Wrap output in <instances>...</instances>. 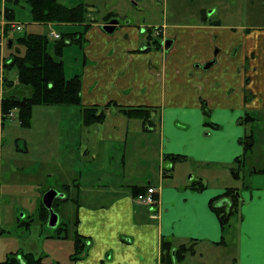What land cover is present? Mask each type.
Returning <instances> with one entry per match:
<instances>
[{
  "label": "crops",
  "instance_id": "1",
  "mask_svg": "<svg viewBox=\"0 0 264 264\" xmlns=\"http://www.w3.org/2000/svg\"><path fill=\"white\" fill-rule=\"evenodd\" d=\"M217 12L153 25L161 28L165 41H173L169 51L146 50V29L130 21L120 22L112 35L103 30L107 23L93 24L86 33L80 58L83 105L158 108L160 170L158 188L151 181L141 184L147 172L141 169L124 185L99 190L94 184L84 191L82 204L75 200L76 232L87 243L77 264H162L163 240L174 249L194 248L185 264H264V173L259 172L264 169V142L254 134L264 127V25L220 24ZM58 26L64 33L79 29ZM112 109L117 110L111 106L107 120ZM138 121L140 133L154 134ZM207 121L219 128L205 125ZM94 127L83 124L77 131L90 135ZM248 135L254 147L245 162L255 156L256 167L249 179L243 173L235 179L231 169L243 156L241 140ZM129 154L123 153L122 165ZM166 155L187 160L172 170L164 168L163 174ZM192 169L196 173L189 176ZM198 183L205 189H197ZM147 186L159 192L156 217L133 196V187ZM229 188L239 191L242 205L233 217L236 224L225 230L212 207ZM216 204L223 205V199Z\"/></svg>",
  "mask_w": 264,
  "mask_h": 264
},
{
  "label": "rangeland",
  "instance_id": "2",
  "mask_svg": "<svg viewBox=\"0 0 264 264\" xmlns=\"http://www.w3.org/2000/svg\"><path fill=\"white\" fill-rule=\"evenodd\" d=\"M16 1L0 0V11L3 8L13 10L14 21L20 22L23 26L21 31L6 32L4 37H0V98L3 100L0 106L5 112L13 111L15 115L14 120L7 124L3 132L0 175V264L8 257H17L19 264H24L23 253H31L37 259L42 258L43 264H77L79 261L72 260L77 230L75 200L82 204L85 190L90 192L94 184L98 185L99 190L116 188L127 183L131 176H137L141 169L142 172L147 171L144 183L141 184H148L151 181L153 185L159 187L158 133L161 113L158 111L155 114L154 134L140 133L141 126H138L140 121L128 119L116 109H112L113 113L108 120L106 117L104 129L101 125H95L90 135H84L77 131V128L81 129L83 126V116L74 106H37L33 109L31 126L22 127L18 109H6L8 97L31 95L30 88L20 83L18 71L7 72L6 65L12 63L14 56H23L25 53V48L16 42V37L24 33L43 34L48 36L52 45L60 40L65 28L60 29L58 25L62 24L57 23L44 25L34 23L28 0H19V3ZM57 1L69 8L81 4L87 6L90 11L88 18L95 21L94 24H103L105 18L111 15L119 23L130 21L141 25L143 30H153L150 33L153 39L161 42L165 40L164 33L161 28L152 27L153 25L162 26L168 18L171 21L177 18L180 21L199 19L203 11L207 13L217 10L215 19L219 20L220 24L246 27L264 25V0ZM9 21L6 12L4 17L1 12L0 23ZM149 35L146 32L144 38L147 39ZM11 39L14 43L12 42L10 46ZM81 49L82 47L72 45L63 55L68 79L82 72L84 62L80 61V58L83 59ZM50 51L53 52V49ZM261 126L255 129L254 134L264 142V127ZM94 146L95 149H92ZM85 147H90L87 153L89 156L84 154ZM262 148L261 152L264 154V145ZM146 149L150 151L143 154V150ZM125 151L131 153L124 166L121 159ZM256 155L261 154L258 152ZM251 162H255V156L247 163L246 171H243L247 179L250 171L256 167V162L253 164ZM162 168L164 174L165 161ZM195 173L196 171L192 169L189 176ZM169 177L165 179L164 186ZM79 183L85 187L80 188ZM65 185L70 187L66 188ZM50 190H55L59 194L53 204V211L59 216L56 227H50L48 222L40 219L44 195ZM62 194L69 200L62 201ZM236 219L237 217L232 219L230 225L234 226ZM29 222L31 226L27 228L26 223ZM59 227L66 230L59 233L57 232ZM16 253L20 255L16 256ZM84 254L83 252L82 257ZM185 263L184 261L183 264Z\"/></svg>",
  "mask_w": 264,
  "mask_h": 264
},
{
  "label": "trees",
  "instance_id": "3",
  "mask_svg": "<svg viewBox=\"0 0 264 264\" xmlns=\"http://www.w3.org/2000/svg\"><path fill=\"white\" fill-rule=\"evenodd\" d=\"M16 3H19V0ZM28 5L34 23L43 25L48 23L69 24L79 27V30L77 32L62 33L60 40L52 45L48 36L43 34L24 33L16 37V42L25 48V53L23 56H14L12 63L6 65L7 72L18 71L20 83L24 87L30 88L31 95L27 97L17 95L8 97L6 99V109H18L22 127L29 128L31 126L33 109L37 106L77 107L82 113L83 124L86 127L104 124L107 117V110L111 106H114L120 114L128 119L141 120L145 130H154V118L155 114L159 111L158 108L123 107L116 103H110L106 108L85 106L82 102V74L79 73L70 79L67 78L62 59L65 50L72 45L82 47V44L86 42V33L96 23L88 18L90 11L87 6L81 4L75 8H69L60 4L57 0H28ZM5 12L10 21L15 20L13 10L5 9ZM113 17L108 15L104 23H108ZM152 31L151 29L146 30L148 35ZM147 41L149 44L146 50L163 49L162 42L158 39H153L151 34L148 36ZM12 42L14 43V40ZM51 48L53 52L50 51ZM205 116L208 118L206 111ZM205 125L214 129L219 128V126L208 121ZM241 144L244 148V154L241 158L237 159L235 166L231 169L235 179L240 178L243 170L246 168V157L252 152L254 147L252 136L248 135L241 140ZM186 160L187 157L183 155H166L164 157L166 163L165 169L167 171L172 170L175 165L183 163ZM259 172L264 173V169ZM64 187L69 188L70 186L65 185ZM148 188L150 186L133 187V196L137 197L140 194H145ZM196 188L203 190L205 186L198 183ZM221 199H223V205H215ZM67 200L69 199L66 197L63 201L66 202ZM213 202L212 208L219 216L222 228L226 230L230 226L233 217L238 214L239 208L242 205L239 191L234 188H229L222 196L214 199ZM49 215V211L43 206L40 219L47 223ZM77 223L78 219L75 225ZM30 226L31 222L26 223L27 228ZM65 230L59 227L57 232L61 233ZM86 246L87 243L84 239L75 232V253L72 255L73 261L78 262L83 259L82 256L86 250ZM161 252L162 264H183L187 256L195 254L193 247L183 245L174 249L172 243L166 240H163L161 244ZM19 255L20 253H16V256ZM22 257L24 264H43L42 258L37 259L31 253H23ZM1 264H19V259L17 257H8Z\"/></svg>",
  "mask_w": 264,
  "mask_h": 264
},
{
  "label": "built area",
  "instance_id": "4",
  "mask_svg": "<svg viewBox=\"0 0 264 264\" xmlns=\"http://www.w3.org/2000/svg\"><path fill=\"white\" fill-rule=\"evenodd\" d=\"M2 16L4 17L5 14V8L2 10ZM23 28L22 24L17 21H9V22H1L0 23V37H4L6 32L12 33L16 31H21ZM1 64V63H0ZM3 102V100L0 98V104ZM1 106H0V175H1V166H2V147L4 143L3 138V132L7 126V124L14 120L15 115L13 111L11 112H3ZM158 189L154 187L148 188L145 194H140L136 197V201L149 208L153 212V217H156V209L159 206V196H158ZM158 197V198H157ZM155 213V214H154Z\"/></svg>",
  "mask_w": 264,
  "mask_h": 264
},
{
  "label": "water",
  "instance_id": "5",
  "mask_svg": "<svg viewBox=\"0 0 264 264\" xmlns=\"http://www.w3.org/2000/svg\"><path fill=\"white\" fill-rule=\"evenodd\" d=\"M119 25V21L112 19L111 21H109L107 24H105V26H103V30L109 34L112 35L114 34V32L116 31L117 27ZM12 41H9V45L11 46ZM165 51H169L173 45V41L171 40H167L165 43ZM58 192L55 190H50L48 191L43 198V204L45 206V208L49 211V220H48V225L50 227H56L58 225L59 222V216L53 211V204L56 200V198L58 197ZM63 197V195L61 196V198Z\"/></svg>",
  "mask_w": 264,
  "mask_h": 264
},
{
  "label": "flooded vegetation",
  "instance_id": "6",
  "mask_svg": "<svg viewBox=\"0 0 264 264\" xmlns=\"http://www.w3.org/2000/svg\"><path fill=\"white\" fill-rule=\"evenodd\" d=\"M165 43H166V41L163 40V41H162L163 49L165 48V45H166Z\"/></svg>",
  "mask_w": 264,
  "mask_h": 264
}]
</instances>
